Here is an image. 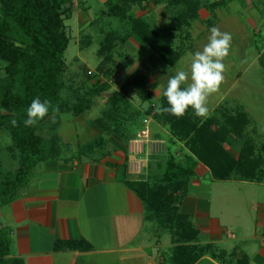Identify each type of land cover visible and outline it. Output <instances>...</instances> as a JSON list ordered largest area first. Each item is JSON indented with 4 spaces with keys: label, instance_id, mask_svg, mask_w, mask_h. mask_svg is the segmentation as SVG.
Masks as SVG:
<instances>
[{
    "label": "crops",
    "instance_id": "obj_1",
    "mask_svg": "<svg viewBox=\"0 0 264 264\" xmlns=\"http://www.w3.org/2000/svg\"><path fill=\"white\" fill-rule=\"evenodd\" d=\"M233 1L229 0L220 7L224 8ZM212 5L201 7L195 19L200 16L201 23L206 21L209 24L211 15L215 21ZM250 12L247 22L252 30H257L258 22ZM255 53L254 60L259 62L264 54V43ZM140 66L150 70L149 83L154 71L143 63L136 65L125 80ZM169 76H165L163 88L154 92L151 99H160ZM230 101L224 102L220 97L208 112L213 114H207L206 118L194 115L197 125L214 117L216 121L210 129L216 131L218 126L232 122L223 116H235L240 111L248 118L245 129L218 142L214 151L209 149L202 153L204 158L198 160L192 180L175 193L179 198L174 202L175 214H171L167 221L147 211L144 201L130 185L131 181L140 178L147 180L142 176L150 171L148 161L143 162L147 169L144 174L129 171L126 166L133 156L128 153L127 146L121 145L114 135L105 137L95 125V118L105 108L86 119L82 118L85 113L72 116L74 128L69 136L73 142L64 138V130L58 124L59 115L53 118L57 124L47 126V120L43 134L58 136L60 145L66 149L59 148L56 158L38 163L26 187L9 204L0 205V228L9 239L6 259L10 264H264L263 220L254 227L258 235L246 236L244 231L234 234L216 212L212 215L209 197L200 191L206 186L198 182L199 177L205 176L216 182L262 184L264 181L263 131H259L255 121L238 103V98L232 104ZM131 104L142 112L138 104ZM146 118H150L154 138L171 145L173 156L177 158L175 152L179 150L183 152L180 159L192 154L185 143L187 139L180 141L167 127L150 116ZM83 134L88 139L79 141ZM100 137L103 138L101 147L82 150ZM247 143L252 144V152L247 156L259 160L250 167L257 176L254 180L237 177L248 173L249 167L237 163L244 157V151L248 152ZM226 174L232 177H216ZM260 210V217L264 219V206Z\"/></svg>",
    "mask_w": 264,
    "mask_h": 264
},
{
    "label": "trees",
    "instance_id": "obj_2",
    "mask_svg": "<svg viewBox=\"0 0 264 264\" xmlns=\"http://www.w3.org/2000/svg\"><path fill=\"white\" fill-rule=\"evenodd\" d=\"M146 1H104L106 9L103 14L122 22L127 21L129 30L125 35L110 31L103 35L96 52L99 61L94 73H88L82 67L86 79H94V83L82 95L75 97L76 102L72 106H68L61 100V92L66 88L64 52L68 46L62 15L69 11L71 0H0V68L4 73L0 78V129L10 139V144L5 149L18 162V167L9 171H3L0 162V205L9 204L26 187L31 172L38 163L57 157L60 139L56 135L45 136L44 123L65 111L75 116L81 115L90 109L92 98L110 89L115 57L130 35L135 34L168 67L174 65L185 53L183 42L189 37L188 28L195 19V12H180L176 15L174 25L159 28L129 14L133 4ZM152 1L155 5L160 2ZM186 1L169 0V3L173 7ZM228 1L219 0L215 5L222 6ZM263 59L264 54L259 58V63L264 68ZM149 73L148 68L143 69L140 66L108 97L107 107L94 120L103 133L114 135L118 140L124 139L126 134L123 121L131 118L133 109L129 98L133 96L144 103L149 102L152 97L147 87ZM35 97L50 101L49 113L35 125L25 126V110ZM159 105L167 106L163 95L159 99ZM194 115L191 108L184 116L176 117L157 111L152 105L144 112V116H150L155 122L167 127L180 141L187 139L185 143L192 153L182 159L168 153L165 161L159 165L161 172L158 178L154 181L140 178L130 182L131 187L144 201L146 210L166 221L175 212L174 202L179 199L175 193L182 190L194 176L198 160L204 158L202 153L209 149L214 151L219 145L218 142L241 133L248 123L245 113L238 111L235 116H223L232 122H226L213 131L210 126L216 118H208L204 124L198 126ZM13 119L16 120L15 125L11 122ZM102 145L103 138L100 137L82 150ZM246 150L248 152L244 151V157L237 163L242 167H249L248 173L237 177L254 180L257 176L250 167L259 160L247 156L252 152V144L247 143ZM216 177L228 179L232 176L226 174ZM8 253L9 239L0 228V264H10L6 259Z\"/></svg>",
    "mask_w": 264,
    "mask_h": 264
},
{
    "label": "rangeland",
    "instance_id": "obj_3",
    "mask_svg": "<svg viewBox=\"0 0 264 264\" xmlns=\"http://www.w3.org/2000/svg\"><path fill=\"white\" fill-rule=\"evenodd\" d=\"M104 1L71 0L69 11L62 15L64 31L68 37V46L64 52L66 64L64 82L66 88L61 92V100L68 106H72L76 102L75 97L82 95L94 83V79H86L82 67H85L88 73H94L99 61L96 52L103 35L109 31L125 35L129 30L130 25L127 21L122 22L117 18L103 14L106 9ZM218 2L219 0H187L184 4L173 7L169 0H160L158 5H155L152 0L133 4L129 11L131 17L141 18L159 28L174 25L176 15L180 12L188 14L195 12L196 14L201 7L210 4H214L210 8L215 10L213 14L215 15V21L209 15L211 18L208 20L209 24L206 21L201 23L200 16L191 22V27L189 26L188 28L189 39L187 41L184 39L185 42H183L185 55L170 68L162 63L146 45L139 41L135 34L130 35L115 57L114 75L109 91L92 98L91 110L85 111L82 118H89V116L106 108L109 94L117 90L125 81L128 73L140 63L154 71L148 83V89L151 91L152 96L154 92H160L164 86L163 80L165 76L174 75L181 68L188 69L190 54L202 50L203 46L208 42L209 27L215 26L221 32L231 33L232 42L229 55L223 60L225 65L224 80L219 89L208 97V112L211 111V107L219 101L220 97H222L224 102L231 100V104L238 98V103L249 113L259 131H263L261 132V139L264 140V68L257 60H254L256 50H260L264 43V0H234L224 8L216 6L215 4ZM249 12L255 16V22H258L257 30H252L247 22ZM3 75V69L0 68V78ZM230 86H233L232 89ZM130 102L135 105L138 104L142 112L137 111L132 105L131 118L124 119L126 136H124V139L118 140L124 146H127V139L131 138L132 134L143 126L144 120L147 119L144 116L146 108L152 105L154 109H157L159 98L154 97L149 102L141 104L137 98L131 96ZM208 114L211 115L213 112ZM58 115L60 117H58V124L64 130V138L73 142L74 139L69 136L74 128L73 115L71 112L66 111ZM54 123L57 124L51 118L48 120L47 126ZM150 124L149 128L151 129ZM102 135H105V137L110 136L105 133H102ZM152 137L154 138L153 135ZM125 138L127 139L125 140ZM87 139L88 136L83 134L80 136L79 141H86ZM156 140L160 142L159 148L156 152L154 151L155 153L148 150L146 156V161H148L146 162L147 169H150V171L143 167L144 169L142 168V171L139 172V174H144L147 171L146 175L142 177L152 181L159 177L161 172L159 165L165 161L167 154H172L171 145L165 140H163L164 142L159 139ZM9 144V137L0 129V162L3 171L14 170L18 167L17 159L12 158L5 149ZM117 144L120 145V143ZM61 145V150L62 148L63 150L66 149ZM176 153L178 154L177 159H180V155L183 152L179 150ZM144 164L142 165L144 166ZM126 168H128V165ZM198 182L206 186L200 191L209 197L212 205V215L216 212L229 231L236 235L243 233V231L246 236L252 233L258 235V232L254 231V227L259 224V221L261 223L262 220L264 225V219L259 214L261 207L264 206V181L262 184L237 181L216 182L209 180V177L205 176L199 177ZM254 243L256 244V242Z\"/></svg>",
    "mask_w": 264,
    "mask_h": 264
},
{
    "label": "clouds",
    "instance_id": "obj_4",
    "mask_svg": "<svg viewBox=\"0 0 264 264\" xmlns=\"http://www.w3.org/2000/svg\"><path fill=\"white\" fill-rule=\"evenodd\" d=\"M209 33L208 42L202 50L190 54L188 69L181 68L169 76L162 93L167 106L158 105L157 111L182 117L191 108L196 116L207 117V100L224 80L223 60L229 55L232 42L231 33L221 32L215 26L209 29ZM49 108L50 101L33 98L25 110L26 118L23 124L35 125L49 113ZM11 122L16 124L15 119Z\"/></svg>",
    "mask_w": 264,
    "mask_h": 264
},
{
    "label": "built area",
    "instance_id": "obj_5",
    "mask_svg": "<svg viewBox=\"0 0 264 264\" xmlns=\"http://www.w3.org/2000/svg\"><path fill=\"white\" fill-rule=\"evenodd\" d=\"M149 122L150 118L144 120L143 126L134 133V136L127 143L128 153L133 156L128 160V169L133 173L142 171V164L146 160L147 151L156 152L160 145V142L152 137Z\"/></svg>",
    "mask_w": 264,
    "mask_h": 264
}]
</instances>
